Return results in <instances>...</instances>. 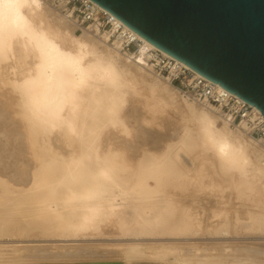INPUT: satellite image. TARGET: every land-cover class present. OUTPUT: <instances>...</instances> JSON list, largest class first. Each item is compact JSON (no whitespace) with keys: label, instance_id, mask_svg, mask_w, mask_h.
Returning <instances> with one entry per match:
<instances>
[{"label":"bare ground","instance_id":"bare-ground-1","mask_svg":"<svg viewBox=\"0 0 264 264\" xmlns=\"http://www.w3.org/2000/svg\"><path fill=\"white\" fill-rule=\"evenodd\" d=\"M46 2L0 0V96L21 123L26 155L22 185L0 176V235L33 228L42 235L68 237L106 222L120 225L124 214L144 230L180 236L200 233L203 227L197 208L180 206L167 189L187 190L191 185L195 164L192 161L190 167L177 150L197 141L211 154V163L226 179L228 189L235 184V190L248 198L254 193L257 201L264 199V149L226 123L220 127L215 113L184 99L196 117L197 138L191 129L162 154L146 153L136 162V170L130 169L132 159L123 157L106 131L123 126L121 113L129 94L161 90L174 101L177 91L143 66L123 58L106 39L86 31L76 34V26ZM220 215L223 221L212 230L223 236L234 224L225 213ZM247 220L244 227L264 230L263 212H251ZM192 247L188 243L184 249ZM166 249L154 251L153 261L138 264H173L167 256L175 247ZM142 253L139 247H132L128 258H142ZM191 256L179 261L206 264L227 259V255ZM232 261L264 264L249 258L233 257Z\"/></svg>","mask_w":264,"mask_h":264},{"label":"rangeland","instance_id":"rangeland-1","mask_svg":"<svg viewBox=\"0 0 264 264\" xmlns=\"http://www.w3.org/2000/svg\"><path fill=\"white\" fill-rule=\"evenodd\" d=\"M47 4L50 5L49 2ZM75 33L81 34L82 32L76 28ZM162 81L168 84L167 81ZM166 95L161 90L154 94L144 90H141L140 95L129 94L121 113L123 126L112 127L106 131V137L110 142H116V147L122 151L123 157L132 159L129 163L132 164L129 165L132 170H136V162L141 160L146 153L162 154L168 145L179 141L187 131L193 130L192 135L197 138L194 134L196 117L184 104L185 99L180 98L177 93V99L172 101ZM187 102L193 104L190 101ZM11 111L6 101L0 96V124H2L0 125V128L2 127L0 130V176L4 175L14 184L22 185L25 182L22 171L25 168L24 157L26 155L22 143L21 123ZM217 122L220 127L223 125L219 118ZM4 124L8 125L3 126ZM2 132L5 133L2 134ZM7 133L9 136L5 135ZM117 136L119 139L115 141ZM13 140H15L14 143ZM185 140L188 138L186 137ZM177 148L174 150L176 151ZM177 151L181 152L182 159L190 167L192 161L195 164L191 175L192 182L187 190L172 187L167 189L169 193L176 196L180 206L197 208L196 211L199 213L203 227L200 233L180 236L175 232L144 230L137 226L132 217L127 214L123 215L120 225L106 222L97 229L91 228L68 237L46 236L33 228H28L12 236L0 235V264H138L153 261L154 253L167 251L166 246L175 247L174 252L167 256L170 262H174L173 264H181L179 258L181 260L186 255L203 258H218L219 255L223 257L227 255L225 257L227 259H214L206 264H240L238 261H232L233 257L264 262V230H252L243 226V223L248 221L251 212L264 213V199L257 201L254 193L248 198L244 192L235 190V184L232 186L233 190L228 189L226 179L216 171L211 163V154L204 152L198 141L183 149L178 148ZM16 153H20L19 159H17L18 156L15 157ZM21 158L24 163L21 162ZM223 213L234 225L231 226L229 232L223 233L227 235L222 236L212 229H214L213 226L223 221L220 215ZM188 243H193V247L186 250L184 247L188 246ZM27 247L29 250L26 249ZM78 247L79 250H77ZM132 247H139L140 251H144L142 258L140 255L128 258V252ZM247 248L250 250H244ZM234 249H239V251H231ZM70 252L73 255H68ZM75 255L78 257L76 258ZM183 264H198V261H186L185 259Z\"/></svg>","mask_w":264,"mask_h":264},{"label":"water","instance_id":"water-1","mask_svg":"<svg viewBox=\"0 0 264 264\" xmlns=\"http://www.w3.org/2000/svg\"><path fill=\"white\" fill-rule=\"evenodd\" d=\"M264 116V0H91Z\"/></svg>","mask_w":264,"mask_h":264},{"label":"built area","instance_id":"built-area-1","mask_svg":"<svg viewBox=\"0 0 264 264\" xmlns=\"http://www.w3.org/2000/svg\"><path fill=\"white\" fill-rule=\"evenodd\" d=\"M52 8L86 31L106 39L123 58L167 81L182 99L214 112L230 128L241 131L264 149V116L255 107L221 88L145 41L91 0H47ZM145 48L144 53L142 50Z\"/></svg>","mask_w":264,"mask_h":264}]
</instances>
